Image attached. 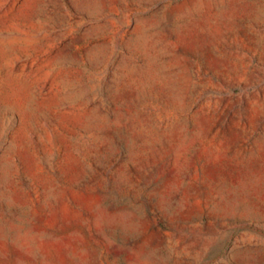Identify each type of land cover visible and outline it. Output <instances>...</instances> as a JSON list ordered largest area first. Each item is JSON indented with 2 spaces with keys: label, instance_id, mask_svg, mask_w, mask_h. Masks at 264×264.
<instances>
[{
  "label": "rangeland",
  "instance_id": "374dc122",
  "mask_svg": "<svg viewBox=\"0 0 264 264\" xmlns=\"http://www.w3.org/2000/svg\"><path fill=\"white\" fill-rule=\"evenodd\" d=\"M0 264H264V0H0Z\"/></svg>",
  "mask_w": 264,
  "mask_h": 264
}]
</instances>
